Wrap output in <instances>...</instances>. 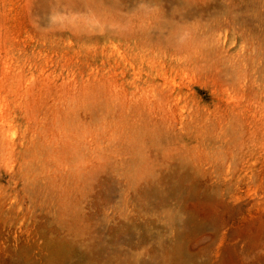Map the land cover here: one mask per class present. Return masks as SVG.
<instances>
[{
    "label": "rangeland",
    "instance_id": "obj_1",
    "mask_svg": "<svg viewBox=\"0 0 264 264\" xmlns=\"http://www.w3.org/2000/svg\"><path fill=\"white\" fill-rule=\"evenodd\" d=\"M53 263L264 264V0H0V264Z\"/></svg>",
    "mask_w": 264,
    "mask_h": 264
},
{
    "label": "bare ground",
    "instance_id": "obj_2",
    "mask_svg": "<svg viewBox=\"0 0 264 264\" xmlns=\"http://www.w3.org/2000/svg\"><path fill=\"white\" fill-rule=\"evenodd\" d=\"M112 3H114V2H112ZM117 3V2H116ZM118 4V3H117ZM93 12V11H92ZM88 16H86V18H87ZM124 18V17H123ZM92 19V18H91ZM88 20V19H87ZM93 20V19H92ZM122 21V20H121ZM88 22H89V20H88ZM90 23H91V20H90ZM88 24V23H87ZM114 33V32H113ZM122 33V32H121ZM118 34V33H117ZM116 35V34H115ZM117 36V35H116ZM118 36H119V34H118ZM82 259V258H81ZM54 264V263H53ZM72 264V263H71Z\"/></svg>",
    "mask_w": 264,
    "mask_h": 264
}]
</instances>
